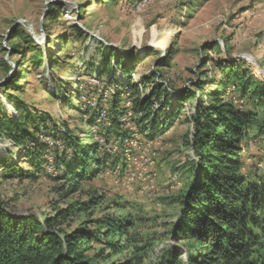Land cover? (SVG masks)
<instances>
[{
	"label": "rangeland",
	"instance_id": "obj_1",
	"mask_svg": "<svg viewBox=\"0 0 264 264\" xmlns=\"http://www.w3.org/2000/svg\"><path fill=\"white\" fill-rule=\"evenodd\" d=\"M52 12L57 13L58 21L50 22ZM137 23L142 26L140 36L135 34L140 28ZM76 25L85 36H76L73 30ZM169 32L173 34L166 50H159L161 38ZM15 33L17 36L13 37ZM30 38L45 51L46 63L41 67L32 68L30 61L34 51L28 44ZM16 45L19 49L23 46L21 51L14 49ZM105 45L113 51L111 65L115 81H126V69L130 66L134 68L131 74L134 81L151 71L159 72L155 81L170 90V101L167 107L162 101L154 103L155 110H173L183 101L185 91L196 92L197 97L185 102L174 120H166L163 116L167 130L153 140L137 133L135 116L132 118L130 114L126 121L122 119L124 124L118 129L119 132L136 133L129 145L124 146L116 138L107 136L114 129L108 122L115 117L111 110L115 91L108 79L101 80L97 76ZM57 51H61V58L64 57L65 67L61 69H53L49 64V58ZM248 55L257 58L264 70V0H0V111L5 108L11 119L19 118L1 87L9 78L21 77L18 83L22 91L10 92L22 100L24 109L34 114L36 122L45 120L39 142L47 147L43 169L37 178L25 174L18 178L6 177L0 167L2 199L9 202L18 216L36 214L42 218V214L67 207L79 197L84 199L93 190L106 198L103 215L113 211L104 208L112 205L115 197L123 196L127 201L143 204L142 216L152 222H147L141 232L159 237L158 252L172 242L168 232L171 224L178 221L179 207L171 198L183 187L179 169L194 156L188 145L193 139V114L198 102L209 101L195 87L199 75L208 74L210 82L206 91H213L217 83L213 63L238 60L264 80V75L251 60L241 58ZM73 62L77 64L75 75L71 71ZM26 64L31 66L27 76ZM61 86L65 91L60 93ZM77 86L85 101L81 102L80 110L65 104V99ZM128 93L127 90L122 97L126 106H130ZM91 101L101 105V111L109 117L100 126L90 127L86 122L85 110ZM236 102L242 106L241 101ZM63 123L70 124L80 134L93 132L101 149L109 156L106 165L92 180L83 181L77 193L65 198L62 193L69 192V187L56 190L64 183V179L58 178L66 175L63 167H57L56 155L69 159L74 151L62 140L52 138L56 126L61 127ZM105 137L109 138L108 142ZM244 148L247 170L264 176V136L254 135L244 143ZM23 149V146L2 139L0 159L7 158L10 150L14 162L28 169L30 166L24 165L26 161L20 153ZM114 160L118 165L111 164ZM133 171L141 177L129 182L127 176ZM94 216H99L97 210ZM83 219L87 217L82 215L80 220ZM118 258L114 257V261Z\"/></svg>",
	"mask_w": 264,
	"mask_h": 264
},
{
	"label": "trees",
	"instance_id": "obj_2",
	"mask_svg": "<svg viewBox=\"0 0 264 264\" xmlns=\"http://www.w3.org/2000/svg\"><path fill=\"white\" fill-rule=\"evenodd\" d=\"M49 19L53 22L60 18L52 12ZM73 30L76 36L86 35L77 25ZM16 36L15 33L13 37ZM64 41L68 45L69 41ZM28 42L34 51L30 61L32 68L41 67L46 63L45 51L32 38ZM216 44L220 48L219 43ZM14 49L21 51L18 45ZM60 53L57 51L49 58L51 68L65 67ZM104 53L97 76L101 80L108 79L115 91L111 102L115 117L108 122L114 129L107 136L116 138L124 146L125 140L136 133L118 131L124 124L123 116H135L137 133L153 140L167 130L164 117L174 120L185 102L197 97L195 91H185L183 101L173 110L157 111L154 103L162 101L167 107L170 101V90L155 81L159 72L151 71L134 81L131 77L134 68L130 66L125 73L127 80L115 81L112 48L105 45ZM72 65L75 75L77 64L73 62ZM30 69L26 64V76ZM213 70L217 72L213 91H206L210 80L205 72L200 73L195 86L209 101L198 102L193 114V139L188 145L194 156L179 169L183 187L171 198L180 212L178 221L171 224L168 232L171 243L157 252L159 237L141 232L147 222H152L143 218V204L127 201L123 196L115 197L112 205L104 208L113 209L105 215L102 207L106 198L93 190L84 195V199L79 197L67 207L42 214L41 218L36 214L16 215L0 195V264H264V176L247 170L244 160V143L254 135L264 136V80L238 60L214 62ZM20 78H9L1 87L19 118L11 119L5 108L0 111V140L23 146L20 153L26 161L24 165L30 168L24 169L23 164L14 162L10 150L7 158L1 157L0 167L6 177L18 178L25 174L37 178L47 151L39 142L41 127L46 122H36L34 114L24 109L22 100L10 92L22 91L18 83ZM58 90L64 92L65 88L61 86ZM127 90L130 106H126L122 98ZM82 95L77 86L67 96L65 104L80 110L81 102H85ZM91 103L85 110L86 122L90 127L100 126L109 117L106 113L101 115V105ZM78 131L63 123L52 133L53 139L62 140L74 151L72 157L66 159L55 150L57 167L66 170V175L58 178L64 179L63 186L56 190L70 188L66 194L62 193L64 198L77 193L83 181L92 180L109 157L93 132L80 134ZM105 141L109 138L105 137ZM111 164L118 165L116 160ZM96 210L99 216H94ZM82 215L87 219L80 220ZM114 257L119 258L114 261Z\"/></svg>",
	"mask_w": 264,
	"mask_h": 264
},
{
	"label": "bare ground",
	"instance_id": "obj_3",
	"mask_svg": "<svg viewBox=\"0 0 264 264\" xmlns=\"http://www.w3.org/2000/svg\"><path fill=\"white\" fill-rule=\"evenodd\" d=\"M140 23H137V26H139L140 28H139V30H137L136 29V32H135V34L137 35V36H140L141 34H142V32H141V25H139ZM173 34V32H169V33H167V34H165L162 38H161V40H160V42H159V44H158V49L159 50H166V48H167V44H168V41H169V38H170V36ZM249 60H250V58H248Z\"/></svg>",
	"mask_w": 264,
	"mask_h": 264
},
{
	"label": "built area",
	"instance_id": "obj_4",
	"mask_svg": "<svg viewBox=\"0 0 264 264\" xmlns=\"http://www.w3.org/2000/svg\"><path fill=\"white\" fill-rule=\"evenodd\" d=\"M91 104L95 105V102H92ZM104 113H105L104 110L101 111V115H104ZM127 118H128L127 115H125V116L122 117L123 121H126ZM129 142H130V138H127V139L125 140V145H129ZM140 177H141V174H137L136 171H133V172H130V173L128 174V181H129V182H132V181H134V180H136V179H139Z\"/></svg>",
	"mask_w": 264,
	"mask_h": 264
},
{
	"label": "water",
	"instance_id": "obj_5",
	"mask_svg": "<svg viewBox=\"0 0 264 264\" xmlns=\"http://www.w3.org/2000/svg\"><path fill=\"white\" fill-rule=\"evenodd\" d=\"M241 58H245V59H248L250 58L251 62L257 67V70L261 72V74L264 75V70L258 65V59L255 58L254 56H251V55H248L246 57H241Z\"/></svg>",
	"mask_w": 264,
	"mask_h": 264
}]
</instances>
